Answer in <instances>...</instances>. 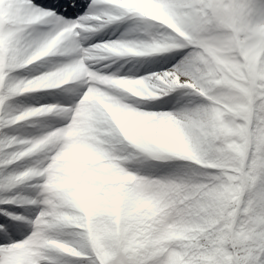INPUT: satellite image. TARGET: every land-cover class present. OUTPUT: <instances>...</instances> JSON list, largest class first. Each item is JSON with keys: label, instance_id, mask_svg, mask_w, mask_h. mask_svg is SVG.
<instances>
[{"label": "snow or ice", "instance_id": "obj_1", "mask_svg": "<svg viewBox=\"0 0 264 264\" xmlns=\"http://www.w3.org/2000/svg\"><path fill=\"white\" fill-rule=\"evenodd\" d=\"M0 264H264V0H0Z\"/></svg>", "mask_w": 264, "mask_h": 264}]
</instances>
